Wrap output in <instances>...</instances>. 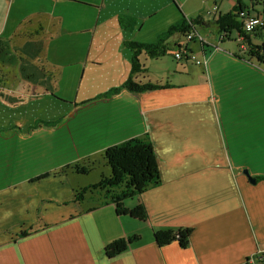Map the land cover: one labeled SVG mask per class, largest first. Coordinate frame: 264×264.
<instances>
[{
    "label": "crops",
    "instance_id": "1",
    "mask_svg": "<svg viewBox=\"0 0 264 264\" xmlns=\"http://www.w3.org/2000/svg\"><path fill=\"white\" fill-rule=\"evenodd\" d=\"M238 1L0 0V264H243L257 252L264 65L227 42L235 33L244 49V34L222 39L216 23ZM243 4L264 16L259 0ZM183 15L203 17L193 31L204 41L197 49V39L176 33L169 43L187 45L208 65L157 70L153 61L166 59L142 53L147 71L138 79L168 86L126 89L128 42H155ZM144 135L161 183L125 205L144 203L147 219L100 205L98 190L76 199L98 160L111 174L109 146ZM77 164L91 169L80 173ZM180 227L193 229L188 246L158 245L156 230ZM133 235L129 249L107 255L108 244Z\"/></svg>",
    "mask_w": 264,
    "mask_h": 264
},
{
    "label": "trees",
    "instance_id": "2",
    "mask_svg": "<svg viewBox=\"0 0 264 264\" xmlns=\"http://www.w3.org/2000/svg\"><path fill=\"white\" fill-rule=\"evenodd\" d=\"M259 6L264 5V0H259ZM243 10L250 12V9L244 8L243 0L238 1V5L232 11L221 14L216 23L220 29L222 39L230 35L234 30L244 34L248 45L244 50V54L250 60L264 63V38L261 43H254L251 40L252 32L264 37V28L246 33L243 27L242 17L240 13ZM202 16L197 18H182L181 21L174 24L169 30L162 34L155 42H128V47L133 51L132 54V72L124 83V87L133 93H143L146 91L163 88L168 84H158L151 81L144 82L138 78L147 71L140 56L142 53L152 58H159L168 54L172 50L169 43L170 37L176 33L186 34L195 29V24L200 23ZM241 36V35H240ZM175 46V45H173ZM175 51L181 48V44H177ZM104 158L111 168L109 176H103L98 183L91 184L76 190V199L84 201L88 191L98 190L104 192V199L100 205L113 204L116 211L120 214H129L139 219H147L148 214L144 203L129 208L126 207L125 201L128 198L141 195L144 191L161 183L160 169L158 157L148 135L135 137L127 141L109 146L104 152ZM78 172L88 173L91 169L88 165H76ZM261 177H257L260 179ZM193 229L190 227L165 228L154 232V237L158 245L162 246L172 241L178 240L182 247L188 246ZM139 239L138 235L129 237H121L106 247L107 255L112 257L119 255L130 248V245Z\"/></svg>",
    "mask_w": 264,
    "mask_h": 264
},
{
    "label": "built area",
    "instance_id": "3",
    "mask_svg": "<svg viewBox=\"0 0 264 264\" xmlns=\"http://www.w3.org/2000/svg\"><path fill=\"white\" fill-rule=\"evenodd\" d=\"M217 7H214L213 10L209 11L210 13H215ZM243 21V27L246 32L256 31L258 29L264 28V16L257 13H252L247 10H243L240 13ZM188 40L196 39L200 34L196 31H190L185 34ZM201 41H204L203 36H200ZM241 39H243L241 37ZM244 49L247 48L246 44L243 45ZM175 58L179 61H195L199 65H208L207 58H198L197 55L191 50L187 45L181 43V48L175 51ZM243 264H264V241H262L257 248V252L249 256Z\"/></svg>",
    "mask_w": 264,
    "mask_h": 264
},
{
    "label": "rangeland",
    "instance_id": "4",
    "mask_svg": "<svg viewBox=\"0 0 264 264\" xmlns=\"http://www.w3.org/2000/svg\"><path fill=\"white\" fill-rule=\"evenodd\" d=\"M263 8H264V5H262L261 8H260L262 13H264ZM185 17H187V16H186V15H183L182 18H185ZM187 18H189V17H187ZM189 19H190V18H189ZM197 24H198V23H197ZM206 29H209V28L207 27ZM200 36H201V35H200ZM200 36H199V35L197 36V38H196L197 41H196L195 39H194V40H188L185 34H184L183 37H182V36H180V37H182V39H183L185 42L188 41V43H190V44H193V43H194L193 41H196L197 43L195 44V47L198 49L199 47H197V46H200V43H201ZM235 36H236V34L233 33L232 38L229 39V40H227V42H229L231 45H232V43H233L234 45H236V47L238 48V50H239L240 52L242 51L241 53L244 54V49L241 48V41H239L238 38H235ZM245 43L247 44V42H245ZM172 49H175V50H176L177 47L175 48V46H173ZM194 52H195V51H194ZM195 54L197 55L198 58H200V55H199V53H197V51L195 52ZM162 58H163V59H166V62H165V63H161V61H157V60H155V61H153L154 63H153V65H152V67L155 68V69H157V70H160L161 67H163L165 64L169 65V67H173V66H175V65H177V64L184 63V61H179V60H177V59L175 58L174 54H170V53L164 55ZM202 59H203V58H202ZM193 64H195L196 66H200V65L197 64L195 61H194ZM263 65H264V63H263ZM147 77H148V76H147ZM100 162H101V161L98 160V162H97V164H98L97 169H96V170H93L92 172H90V174L87 175L86 177H84L85 179H83V180H85L86 182L92 183V184L98 183L99 181L102 180V178H103V176H104L103 171H106V169H105V167H104L105 165H104L103 163H100ZM109 175H110V174H109ZM109 175H108V176H109ZM106 176H107V175H106ZM134 200H136V196L133 197V198H128V199H126L125 202H127V204L131 205V204L133 203Z\"/></svg>",
    "mask_w": 264,
    "mask_h": 264
},
{
    "label": "water",
    "instance_id": "5",
    "mask_svg": "<svg viewBox=\"0 0 264 264\" xmlns=\"http://www.w3.org/2000/svg\"><path fill=\"white\" fill-rule=\"evenodd\" d=\"M247 173H248V171H247ZM248 176L253 180V181H255V179L254 178H252L251 176H250V174L248 173Z\"/></svg>",
    "mask_w": 264,
    "mask_h": 264
}]
</instances>
